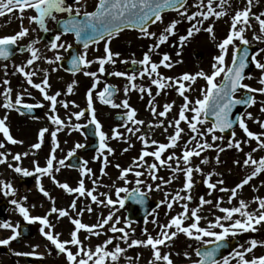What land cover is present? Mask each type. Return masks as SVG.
<instances>
[{
  "label": "snow or ice",
  "instance_id": "obj_1",
  "mask_svg": "<svg viewBox=\"0 0 264 264\" xmlns=\"http://www.w3.org/2000/svg\"><path fill=\"white\" fill-rule=\"evenodd\" d=\"M259 3L260 0H255ZM215 0H198L194 6L197 11L189 13V0H98L94 11L86 10V6L82 0H73L69 3L68 0H0V17L8 13H14L18 10L20 20V30L14 35H6L0 37V60L8 61L18 51L20 53H30V58L26 63L21 65H13L12 75L20 74L27 85L32 89L38 90L43 97V101L49 102V113L47 119L51 125L55 126V130H50L49 127H43L38 131L37 142L30 146L29 151L11 153L7 150V145H21L24 141L14 138L11 132V126L8 123L9 115L12 111H16L20 115L26 113L22 109H26L27 113H31L34 109L44 108L43 102L35 104L27 103L25 95L31 97L32 93L28 88H23L13 97V88L10 86V80H3V91L0 96L3 97V102L0 103V108L6 110V114L0 117V165H7L14 173L21 178L36 177V184L39 192L51 202V208L44 216H34L30 212V207L27 206L28 196L17 198L18 190L14 187L11 181L0 179V194L5 198L11 197L9 203L14 206V210L22 217L27 225L39 224V233L48 241L60 254L66 256L67 264H119L122 255L127 249L142 247L151 251V258L148 264H174L171 252H163L162 246L171 247L172 242L179 234L185 235L189 240L195 241L199 247L194 249V254L197 259H192V254L185 252V258L190 261V264H264V254L252 255L258 248H264V239L258 240L255 238L246 241L245 244L231 251L229 255L220 256L221 250L228 247L230 238H236L244 233H255L259 231L258 226H264V197L255 196L251 203L256 204L254 210H250V203L244 199H237L241 190L249 185L256 177L264 174V156L259 158L254 157V153L264 150V118L256 117L251 111H245L242 115H237L233 119V109L237 106H244L245 109H251L259 103L261 107L259 111L264 113V100L258 101V96L264 97V60L258 57L264 54V47L259 48L254 54L250 55V40L246 38L245 33L253 27L252 20L254 19L259 27V34H254L253 39L264 43V12L256 14L253 12L254 0H246V6L239 11H236L231 18L230 30L227 36L222 39L217 48L219 54L213 57V64L210 73L203 70L195 74L185 72L178 77H170L164 75L161 67L171 69L175 64L182 63V60L173 61L168 53L159 51L162 45L169 42L170 37L177 35L178 25L186 20L190 27L186 34L180 35L178 38L179 48L182 50L186 42L201 30L207 32L213 40L216 39L214 25L204 27V22L214 17L219 20L226 15L224 6L227 0H219V11L214 7ZM206 9V10H205ZM26 10H31L34 15L25 17ZM165 10L176 12L177 19L171 20L161 33L150 31V26L157 23H164ZM56 14H66L65 19H58ZM27 18L30 24H35L45 34L51 30L48 28V21L57 23V30L53 35L49 50L54 52L53 58H47V64L55 65L62 62L65 57L60 54V50L68 51L73 45L62 41V37L71 33L75 37L77 44L83 45V52L72 56L70 59L71 67L68 69L72 75L83 72V75L92 77L93 84L86 92V109L75 112H70L67 121L62 119L58 114V105L65 110L70 107L80 108L75 101H66L58 99L62 96V92L56 91L50 94L51 83L48 70H44V75L41 82H34V77L37 75V69L33 65L42 57L40 50L35 47L40 42L39 37L29 42L26 45H21L20 41L29 36L32 29L23 26L24 19ZM125 29H138L141 39H151L154 42L143 53L140 60L127 59L119 60L121 53L113 52L111 44L114 38L118 37ZM104 43V55L97 57L95 60H89L88 50L92 45H100ZM238 42V43H237ZM176 47L177 45H172ZM99 50L98 48L96 49ZM154 55L160 56L159 61L153 59ZM182 55V51H177L176 56ZM230 56V63H229ZM122 64H131L141 66L138 70L131 71H112L108 73L113 77L125 78L128 82L123 88L124 96L127 97L132 91L140 94L143 99L145 95L149 97L148 108L151 115L155 118V123H149L148 128H163L165 133H168L169 128L173 131L168 134L167 142H159L152 139L147 133H142V126L145 125V120L138 119V111L129 103V99L125 98L120 103L115 102L114 97L120 89L111 84H105L102 90L97 91V86L100 85L96 71H88L92 64H98V72L106 73V65L115 66L117 62ZM253 63L255 68L261 73L258 83L261 87H254L245 80H251L253 77L246 74V69L249 63ZM59 68H52L51 71H58ZM4 75L7 77L8 65L4 64ZM217 82L218 78H221ZM145 78L150 82V86L145 87L143 84H137V79ZM198 79H203L207 87L199 89L201 98L193 100L189 93L195 91L193 85ZM77 81H72L67 85L66 94L71 95ZM151 86H155V93ZM167 90L175 91L183 100L179 107L178 118L169 120L168 116L174 109L175 101L164 103L162 110L156 102V98L161 96ZM95 94V95H94ZM103 105H109L113 109H124L123 114L119 119L126 121L113 129L112 135L109 136L103 130L101 121L97 118L95 101ZM86 112L90 113L87 124L79 123L81 118L85 117ZM75 118L77 123H73ZM164 118V119H160ZM248 121H253L259 126L261 131L254 132L250 129ZM183 124L186 125L182 127ZM94 126V134L99 138V151L94 157L95 160L101 161L100 169L101 177L108 175L105 171L111 164L110 156L115 154V150L110 146V139L123 140L129 145L124 148V152H128L129 148L133 147L131 137H136L143 147L138 156L133 157L131 164L128 167H122L120 164L113 165L119 169L118 180L123 181L124 185L132 184L129 179L132 174L135 177V187L117 186L115 183L111 185L115 189L116 199L112 198L109 192H98L99 187H109L99 182L100 178H94L95 173L88 166V160H82L79 164L80 179L77 186H70L67 182H61L56 179L54 173H58L64 167H77L68 163L76 156L77 150L86 147L85 144L77 142L75 146L68 151L64 158H57V150L60 148V142L57 138L58 133L70 129L71 131H81L88 127ZM207 125V127H205ZM234 125L238 126L244 134V138L237 139V133L231 132V139L226 147L223 143L218 145L216 142H223L224 135L217 133H225L230 129H234ZM120 128L125 131L121 132ZM49 134L52 145L50 153L46 156V163L41 166L38 160L33 161L32 169L22 166V161L28 156H35L45 143V136ZM70 134V133H69ZM184 135L188 139L181 144ZM211 137V142L208 137ZM255 142V147L245 153V158L241 161L235 160L237 166L250 168V173L245 176L234 187H227L224 179H216L214 176H221V173L210 171L204 173L201 165H208L210 159L203 156V153L213 150L216 152L215 164L222 163L220 153L227 149H235L243 153L245 143L251 145ZM179 148L180 154L176 151L169 152L170 149ZM34 150V151H33ZM165 153H168L165 156ZM11 156L12 162H9ZM153 158L152 162L146 159ZM193 158H200L199 164H193ZM161 168H167L172 175L165 179L158 175ZM200 174L203 177V184L208 189L206 195L211 197L214 192L225 193L227 195V204L231 206H223L224 197L219 196L215 200L207 199L205 196H200L198 204L190 207L194 197L192 190L195 187L196 181L194 174ZM147 174L152 181H161L153 187L152 183H147L141 179ZM184 177L183 185L174 192L164 191V199L159 202V205L166 206L169 213L178 205L181 209L176 215L171 216L167 223H158V217L153 213L154 218L150 221L158 229L157 235L153 236L147 227L142 229L145 239L135 237V228L132 227V221L127 218L117 216L120 209L126 207V203L131 200L135 204L143 205L146 202V197L152 191H161L163 186L172 184L179 175ZM49 177L63 192L73 195L74 199L67 208H58L56 199L44 187L43 177ZM85 178L91 180L93 187H86ZM142 186L147 188V192L142 190ZM261 187H264V181L261 182ZM253 190L258 192L259 188L253 186ZM124 194V195H122ZM89 198L90 204L84 208H79L77 201L81 198ZM103 197V199H101ZM233 201H237L233 205ZM95 204L108 208L107 216H101L94 224H87L82 221L85 212L92 213L95 209L91 206ZM118 205V207H117ZM212 206V209L218 210L221 215H214L213 219H207L202 215L205 206ZM35 207V205H31ZM73 213L75 215H73ZM56 214L57 221L68 217L70 223L74 226L70 232V239L61 240V233L56 232V225L50 220V217ZM124 220V226L118 227ZM207 220V226H202V221ZM145 225L149 223L147 219ZM107 226V227H106ZM0 229L10 230L11 234L6 238H0V246H10L14 241H18L23 235L21 223L13 224L11 221L0 222ZM84 232L85 238L81 239V232ZM110 232L113 235L107 236L102 243L96 244L94 247L85 244V240L91 237H100L107 235ZM119 233L117 236L115 234ZM120 241L127 248L122 247ZM109 246H112L110 248ZM39 245L33 247L31 252L16 251V256H37L43 258V255L38 253L36 249ZM75 248V251H73ZM50 254V250H49ZM218 256L220 258H218ZM129 264L132 262V257H126Z\"/></svg>",
  "mask_w": 264,
  "mask_h": 264
},
{
  "label": "rangeland",
  "instance_id": "obj_2",
  "mask_svg": "<svg viewBox=\"0 0 264 264\" xmlns=\"http://www.w3.org/2000/svg\"><path fill=\"white\" fill-rule=\"evenodd\" d=\"M98 0H91V1H87L84 2L83 4L86 6V10L91 11L95 5L97 4ZM218 0H215V3H217ZM230 1V0H228ZM69 2V1H68ZM198 0H192L191 3H197ZM71 3V2H69ZM207 3V0H205V4ZM227 8V7H226ZM228 9V8H227ZM198 9H196L195 7H191L189 9V13L191 14L194 11H197ZM206 10V9H205ZM25 17L29 16V15H34V13L32 11L24 13ZM19 12H16V14H13L12 16L8 17L5 19L4 21L0 22V30L3 27H6V31L3 32V35H14L16 34L19 30H20V20H19ZM176 19L179 18L178 15H176L175 17ZM168 19L164 20V23H167ZM163 23V24H164ZM216 24V19L210 18L208 21L204 22V27H208L210 25H214V32H215V36L216 39L213 40L211 38V36L201 30L198 34H195L193 37L190 38V40L188 42H186L185 46L183 47V49L181 50L179 48L178 45V38L180 35H184L186 34L187 29L190 27V24L184 20L181 24L178 25V33L179 36H174V37H170L169 42L166 43L165 45H162L161 48L159 49L160 52L162 53H168L171 55L172 60L176 61V60H182V63L179 64H175V66L171 69H166L161 67L160 71L166 75V76H170V77H178L181 74L188 72V73H192L195 74L198 71L203 70L206 73H210L211 69H212V64H213V57L217 54H219V50L217 48V44L224 39L226 32L220 33L218 28L215 27ZM5 25V26H4ZM23 26L24 27H28L30 29H32V31H30L29 36L26 37L24 39V41L30 42L33 38H37V35H34L35 32L38 31V28L35 24H30L28 19L25 18L23 21ZM183 27V28H182ZM154 31H160V28L155 27ZM64 41V40H62ZM67 43H69V40L66 39L65 40ZM154 41L151 39H141L140 35L136 34V33H123L120 34L118 37L114 38L112 44H111V49L113 52H119L121 53V56L119 57V60H131V59H137L140 60L143 57V53L145 51H147V48L153 43ZM172 45H177L176 47H173ZM99 49L98 51L96 49ZM197 50L199 53H201L202 59L201 60H196L194 57V51ZM45 57L47 58H53L54 57V52L49 50V47H47L45 45ZM177 51H182V55L177 57L176 56V52ZM49 52V54L47 53ZM60 54L62 56H64V50L61 49L60 50ZM104 55V43L100 44L98 46H95L91 49L88 50V59L89 60H95L97 57L103 56ZM261 60H264V54H261L260 57H258ZM153 59L156 61H159L160 56L158 55H154ZM18 65L22 64V60L21 59H17L15 61ZM44 63H45V67L47 64L46 60L44 59ZM120 63L119 61L117 62V64ZM229 63H230V56H229ZM116 64V65H117ZM54 66H57V64H55ZM98 68V64H92L91 68L88 69L89 70H96ZM57 74H59V79L58 82L59 84H61V86L63 85H67L66 80H69V78L65 77V75L61 72V71H56ZM261 73L258 69H256V71L253 73L252 77L253 79L251 80H246L245 83H248L254 87H261V85H259L258 83V79L260 77ZM221 78L217 79V82L219 83ZM74 81H77V84L75 86L76 90H77V99L75 101L76 104H78L80 106L79 109L76 108V111L81 110L83 107L87 106L86 104V94L84 92V90L80 91V89L82 88V86L84 85L85 88H88L90 86V81L87 80L85 77L83 76H79L77 78L74 79ZM124 81H126V79L124 78ZM122 81V82H124ZM122 82H120V88H122V92L120 93V96L118 98V100H116L117 103H120L123 99L128 98L129 99V103L132 105V107L136 108L138 111V115L137 118L138 119H142L145 120V125L142 126V133H147L148 136L152 139H156L159 142H163L166 143L167 142V136L168 134H170L173 129L169 128L168 133H165L163 131V128H148V124L149 123H155L156 120L155 118L151 115L150 109L148 108L147 104H148V100L149 97H147V95L144 96L143 99L140 98V94L136 91H132L128 94L127 97L124 96L123 93V88L125 87H121L122 86ZM136 83L139 84H143L145 85V87L150 86V82L148 81L147 78L140 80L139 78L137 79ZM153 89V93H155L156 89L155 86H151ZM207 87L206 82L203 79H198L196 84L193 85V88L196 89L195 91H192L191 93H189L190 97L195 100L196 98H201V93L200 91H198L199 89H203ZM80 91V92H79ZM258 101L259 100H264V97H260L258 96ZM97 102L94 104L96 105L99 100H96ZM175 101V105H174V109L171 113H169L168 119L172 120L175 118H178V111H179V107L180 105L183 103L182 98L173 90H167L165 93H163L161 96L156 98V102L158 104V106H160V110H162V105L164 103H171ZM47 106V104H46ZM95 107V106H94ZM261 107V105L259 103H257L256 106H254L253 108L249 109L248 111H251L254 116L256 117H260V118H264V113H261L259 111V108ZM47 108L44 107V118L47 117ZM108 111L110 113H112V111L116 112V113H123L125 110L124 109H113L111 106L108 108ZM6 114V112H5ZM9 115V120L12 118L11 112L7 113ZM160 119H164V118H160ZM249 127L252 131L254 132H259L261 131V129L259 128V126L257 124H255L253 121H248ZM113 125L114 127H117L116 123H113V121H110V126ZM182 127L186 128V125L183 124L182 122ZM46 127L45 125V121H43L42 123V128ZM207 127V125L205 126ZM41 129V128H40ZM121 132H124L125 129L121 128L120 129ZM12 132V131H11ZM106 133L109 134V136H111L110 132L106 130ZM13 134V133H12ZM217 135H220L219 133H217ZM14 138L20 139L22 140V134L20 132H18V134L13 135ZM81 138V136H79ZM2 134H0V139H2ZM237 139H242L244 138V134L242 132V130H238L237 131ZM188 139L187 135H184L183 140L181 141V144H183L186 140ZM209 141L211 142V137H208ZM115 139H110L108 142L110 144V146L115 150V154L110 156L109 159L111 160V164L108 166V176H118V170L117 168H115L113 165L119 163L122 167H128L131 162L133 157H136L139 155L140 150L142 149L143 145L142 143L136 139V137H131V143L133 145V147L129 148L128 152H124L123 149L124 148H128L129 145L126 144L123 140H115ZM23 141V140H22ZM85 141L82 140V143H84ZM218 145H220L221 143H223V146L226 147L227 143L225 140L223 142L217 141L216 142ZM44 145V144H43ZM255 142L253 141L251 143V145L245 143L243 145L244 147V152H238L235 149H227L225 150V152L220 153V158L222 163L220 165H216L215 164V156H216V152L213 150H209L208 152L203 153V156H207L210 159V163L208 165H201V167L203 168V171L205 174H207L210 171H216L218 173H221V176H214L213 177V181H215L216 179H224L226 182L227 187L231 188L234 187L237 183H239L245 176H247L251 169L250 168H244L242 166H237L234 161L239 159V160H243L245 158V153L249 152L251 150L252 147H255ZM7 150L10 151L11 153L15 154V153H22L25 151H29L30 149H25V145L24 143L21 145H11L8 144L7 145ZM34 151V150H33ZM172 151H176L177 154H180V149L178 148L177 150H172ZM255 158H259L261 156H264V150L256 152L253 154ZM9 162H12L11 160V156H9ZM34 156L30 155L27 158H25L22 161V166H26L25 162L27 161H33ZM147 160H149L148 158H146ZM200 158H193V164H199ZM92 163L94 165H101V161L95 160L93 158ZM17 177H20L18 174L14 173L11 169H9L7 167V165H0V179L6 180V181H10L12 179H14L13 181H11L14 185V187H19V183L17 181ZM194 179L196 181L195 187L192 191V195L194 197L193 201L194 203L191 205L190 207H194L198 204V199L200 196H205V198L207 199H216L219 196H223L224 197V204L223 206H231L227 204V195L225 193H219V192H214L213 195L211 197L207 196L206 193L208 191V189L205 187V185L203 184L202 180L203 177L200 174H194ZM264 181V174H261L260 176L256 177L253 181L250 182L249 185L245 186V188L243 190H241L240 195L238 196L237 199H244L246 201H248L251 205L250 210H254L257 205L251 203V201L253 200V198L257 195L264 197V187H261V182ZM117 181H114V183L116 184ZM173 186V188H175L176 186H181V183H173L171 184V187ZM253 186L258 187L259 191L256 192L253 190ZM29 191L31 192L32 195H30L29 197V207H30V212L32 215H36V216H44L45 214H47V212L50 210L51 208V204L48 203H44V202H40L37 198L36 195L33 193V189H29ZM110 192H112L113 190H109ZM204 191V192H203ZM204 193V194H203ZM63 205V208H67L68 206V202L67 203H63L60 202ZM237 203V201H233V205H235ZM31 205H35V207H31ZM57 206V205H56ZM212 206H205V210H209L211 209ZM47 209V210H46ZM216 213L218 215H221V213H219L218 210H216ZM18 220V216L12 214L10 216V221L15 224L16 221ZM205 227L207 226V224L204 225ZM259 227V231L255 232V233H244L242 235H240L241 237H243V243L245 244V247H247V243L246 241L252 238L261 240L264 239V226H258ZM148 228V227H147ZM158 229L154 226V228L152 229L151 233H156L157 235ZM44 237L39 233V235H35L34 237H32L31 239H29L23 247H20L18 249H14V253L16 251H20V252H31L33 250V247L36 245H39V248L36 249V251L40 254L43 255V258H38L37 256H35L37 259H40L42 261H44V264H54V255H53V248L50 247L49 244L45 243L44 241ZM176 246L172 249V256L173 259L176 261V263L180 262L182 259H186L184 256L185 252H189L192 254V259H194V253L193 251L188 247V245H183L182 244V240H176ZM122 247L127 248V245L122 244ZM177 246H180L181 248H177ZM49 250H50V254H49ZM162 251L167 253L169 252L168 247H164L162 246ZM264 254V248H258L254 253H252L251 255L249 254V258L252 255H261ZM139 257L138 260L135 259L133 257V252L132 249H127V251L125 252V256L123 257V259L119 262V264H129V261L126 259V257L131 256L132 262L131 264H148L149 259L151 258V252L148 251V249L146 248H142L140 247L139 250ZM17 257H21V256H17ZM179 258V261H178ZM0 260L6 264L8 263V260L5 258L4 255L0 254ZM188 261V260H187ZM18 264H26L24 259L21 258L20 261L18 262Z\"/></svg>",
  "mask_w": 264,
  "mask_h": 264
},
{
  "label": "flooded vegetation",
  "instance_id": "obj_3",
  "mask_svg": "<svg viewBox=\"0 0 264 264\" xmlns=\"http://www.w3.org/2000/svg\"><path fill=\"white\" fill-rule=\"evenodd\" d=\"M189 5H190V7L188 8V10L191 7H194L191 5H195V3H189ZM217 5H219V0L217 1L216 4H214V7H217ZM245 6H246V0H230V1L227 0V3L224 6V10L226 11V15L223 16L222 18H220L219 20H216V24H215V27L218 28L220 33H223V32L229 33L232 16L235 14L236 11L242 10ZM217 10L218 11L220 10L219 7H217ZM253 12L256 14H259L260 12H264V0H260L259 3H256L254 0ZM173 14H175V13H170V14L164 15V20L168 19L167 23L155 24L154 27L157 26L158 28H160V31L159 32L153 31V32H156L158 34L161 33L163 31L164 27L172 19H175V16H173ZM56 15H57L58 19H62L64 17H66V14H56ZM213 19H215V18L213 17ZM252 24H253V27L251 29H249L245 33V35H246V38H248L250 40V42H251L250 45L255 46L256 51H257L259 48L264 47V43H260V42L253 39L254 34H259V27H258L257 22L254 19L252 20ZM47 26L51 30L49 33L45 34L37 26L38 31L35 32V34H34V35H37L39 37L40 42L38 44H36L35 47H37L40 50V55L42 57L39 61H37L33 65V68L38 70L37 75L33 78L34 82H37V83L41 82V79H42L43 75L45 74L44 70L47 69L48 74H49L50 83L52 86L50 89V94H54L56 91H60V92H62V96L59 97L58 99H62V100H66V101H76V99H77L76 88H74V91L71 95L66 94V88H67V85L69 83H71L72 81H74V79L78 75H80L81 73L76 74V75H72L69 72L61 70L59 67V63L57 64V66L48 64L45 67V63H44L45 45L47 47H49L50 41H51L53 35L55 34V31L57 30V23L55 21L50 20V21H48ZM5 31H6V27H3L0 30V35H3V32H5ZM35 39L36 38H33L31 41H33ZM66 39H67L66 36L62 37V40L65 41ZM28 43L29 42L24 41V40L20 41L21 45H26ZM70 44H72V41L70 42ZM64 52L66 53V51H64ZM47 53L49 54V52H47ZM18 58L21 59L22 64H24V63H26L27 59L30 58V53L24 52L21 55L16 56L14 59H12L8 62H5L8 65L9 75L7 77H5V75H4V64L5 63H0V92H2L3 88H4V85L2 82L5 78H7L10 80V82H11L10 86L14 90L13 91V97H15L19 92L23 91V88H28V90L31 91L32 96L29 97V96L25 95V101L27 103H32V104H35L38 102H43L45 104V107L48 110L47 112L49 113V108H48L49 102L43 101L42 94L38 90L32 89L31 86L27 85L26 82L24 81V78L20 74L17 73L16 75H12L13 65H18L15 62ZM105 67L107 70L106 73H104V74L97 73L99 79L101 80L100 85L97 86V91L102 90L103 87L105 86V84H112V85L119 87V85H120L119 83L124 81V78L113 77V76L109 75L108 73H110L114 70L126 71L128 69V66H125L123 64H118L116 66L109 64V65H106ZM52 68H59V71L61 70V72L65 75V77L69 78V80H66L67 85L61 86V84H59V82H58L59 74H57L56 71L55 72L51 71ZM87 79L90 81V86H92V79L93 78L88 77ZM127 83H128L127 81L122 82L121 87H124ZM88 88H85V86L83 85L82 88L80 89V91L87 90ZM2 102H3V97L0 96V103H2ZM46 104H47V106H46ZM109 107H110L109 105H103L100 103V105L96 107L97 108L96 114H97V118L101 121V123L103 125V130L107 129V130L111 131V135H112L113 127L110 126V121L114 122V117H115L116 113H114L113 111H112V113H110L108 111ZM75 111H76L75 107H70L69 109L65 110L62 106L58 105V114L61 116L62 119H65L66 121H67V117H68L69 113L75 112ZM5 112H6V110H4L3 108H0V117L5 115ZM11 115H12V118L8 121V123L11 126V131H12L13 135L18 134V132H20L22 134V140L24 141L25 149H30V146L33 143L37 142L38 131L40 130V128H42L43 121H45L46 127H49L50 130H55V126L51 125V123L47 119V117L44 118V108L34 109L30 114L26 113L25 115H20L16 111H12ZM88 118H90V113L87 112L85 117L81 118L79 123L87 124ZM72 122L77 123L75 118H73ZM83 132H84V129H82L81 131H71L70 129H65V130L58 133L57 138L60 142V148L57 150V153H56L58 159L64 158L67 155L68 151H70L75 146V144L77 142L82 143V140H83V141H85L83 144H85L86 147L88 146L90 141H88L86 139ZM79 136H81V138ZM52 147H53V145H52L51 137L49 134H46L45 143H44V145H42V148L36 153L33 161L38 160L39 163L41 164V166H44L46 163V156L50 153ZM83 149L77 150L76 156H79L81 158V161L85 160V159L88 160L89 161L88 166L95 173L94 178H100L99 182L101 184L109 186V187H99L97 190L98 192H109L112 195V198L116 199L115 189L111 187V185L114 183V181H117L116 182L117 186H127L129 188H133L136 186L134 183L135 177L132 174L129 175V179L133 181L132 184L124 185L123 181L118 180V176H119V170L118 169H117L118 170V176L112 175L110 177V176L106 175V176L101 177L100 169L102 167V164L101 165H97V164L94 165L92 163L93 158L98 154L99 150L96 152H83ZM169 152H170V150H169ZM167 155H168V153H165V156H167ZM73 158L70 161H68V163L73 164V165H77L76 163H78V162L74 161ZM152 160L153 159H151L149 161V163H151ZM33 161L25 162V165H26L25 167L32 169ZM105 171L108 173V168ZM54 175L56 176L57 180H59L61 182H67L70 186H73V187L77 186L78 180L81 178L80 172H79V166L73 167V168L64 167L61 169L60 172L54 173ZM158 175L167 179L168 177H170L172 175V173L167 168H161L158 172ZM141 179L145 180L147 183H152L154 188H155L156 184L161 183V181H159V180L158 181H152L147 176V174L144 177H142ZM13 180L14 179H12L10 181H13ZM17 181L19 183V187H16L18 190L17 198H22L23 196L27 195L28 196L27 206H29V197H30V195H32L31 192L29 191L30 188L33 189V193L36 195V198L40 202L51 204V202L39 192L37 184H36V177H28V178L17 177ZM85 181H86V187L88 189H91L93 187V185L91 184V180L85 178ZM183 181H184V177L182 174H180L179 178L176 179L173 183H181L180 187H182ZM41 182L43 183L46 190H48L50 192V194L56 199V205L58 208H63V205L60 202H63V203L68 202L69 204L67 206V209H69V211H71V209L69 208V205L71 204L72 200L74 199L73 195H69V194L63 192L55 184H53L51 179L47 176L43 177ZM109 190H113V191L110 192ZM142 190L147 192V188L144 186H142ZM164 191L171 192L172 191L171 184L167 185V186H163V190H161V191H155L154 190L151 193H149L146 197V202L144 204H148L149 198L154 199V200H157V199L163 200L164 199ZM122 195H124V194H122ZM10 199H11V197L5 198L2 194H0V222H4L3 221L4 218L6 219L5 221H10V216L12 214L17 215L18 220L16 222L21 223L23 235L21 238H19L18 241H14L10 246H1L2 249H0V254L4 255L5 258L8 260V263H6V264H18V262L20 261L21 258H23L25 261L26 256L17 257L14 254V249H18L20 247H23L24 244L29 239H31V238H27L28 234H33V237L36 234L39 235L40 225L38 223L35 225H27L26 222L23 221L22 217L18 214V212H16L14 210V206L9 203ZM101 199H103V197H101ZM90 203H91L90 197L89 198L81 197L77 201V205L79 208H84L87 204H90ZM91 206L95 209V211H93L92 213L85 212L84 216L81 218L84 223L91 225V224H94L97 222V219L101 216V214L103 216L108 215V212H109L108 208H104L102 206H97L95 204H92ZM117 207H118V205H117ZM145 209H146L145 206L142 207V205L135 204L133 201H131L129 204H126V207L124 209H120V211L117 212V216H119L121 218H127V219H130L132 221V227L135 228V230H136V232H135L136 238H141V239L146 238L142 233V229L144 227H148V230L151 233L153 224L150 221L154 218L153 213H155L156 216L158 217V223H167V221L170 219V217L173 216L172 211H171V213H169L166 206L162 205L159 209L155 210L152 213V215H150L147 218L149 223L141 226V223H140V221L142 219L141 213ZM178 212H179V210L177 211V213ZM177 213H175V214H177ZM201 214L204 215L205 217H207V219H213L214 215H218L216 213L215 209H212L211 212L209 210L206 211L205 209H203ZM73 215H75V214L73 213ZM34 216H36V215H34ZM50 220L53 224L56 225L55 231L62 234L60 237L61 240L70 239V232L74 226L70 223V220L68 217L62 218L61 220L57 221L56 214H53L50 217ZM205 224H207V220L202 221V226H204ZM25 226L27 227V230L23 229V227H25ZM122 226H124V220L123 219L121 221V224L118 225V227H122ZM10 234H11L10 230L0 229V238H6ZM80 235H81V239H84L86 234L82 231ZM111 235H113V234L108 232L107 235H101L100 237H91L90 241L85 240V244L94 247L96 244L102 243L105 239H107V236H111ZM115 235L119 236L120 234L117 233ZM152 235L154 236V234H152ZM179 237L180 236H178V238ZM178 238H176V240H178ZM181 238H182V243L183 244L188 243V247L192 251L196 247H199V244L197 242L189 240L185 235L184 236L181 235ZM231 239H234V238H230V240ZM43 241L45 243L49 244L51 248H53L54 264H67L66 256L64 254L58 253V251L55 249V247L52 246L50 244V242H48L45 238ZM114 243H121V245L123 244L122 242H120L118 240L114 241ZM170 244H171V247H169L168 250L171 252L172 249L174 248L173 241ZM240 244H242L241 239H240ZM109 247L112 248V246H109ZM177 248H179V246H177ZM131 249L133 252V257L138 260V257H139L138 254H139L140 247L131 248ZM73 251H75V248H73ZM148 251H150V250H148ZM171 254H172V252H171ZM124 256H125V253L122 255L121 260L123 259ZM173 257H172V259H173ZM195 259H197L196 256H195L194 260ZM178 261H179V258H178ZM1 264H4V263H1ZM42 264H44V261ZM180 264H190V261H187L186 259L185 260L182 259L180 261ZM233 264H235V262H233Z\"/></svg>",
  "mask_w": 264,
  "mask_h": 264
},
{
  "label": "water",
  "instance_id": "obj_4",
  "mask_svg": "<svg viewBox=\"0 0 264 264\" xmlns=\"http://www.w3.org/2000/svg\"><path fill=\"white\" fill-rule=\"evenodd\" d=\"M166 11H168V10H165V12H166ZM77 45L83 47L82 44H77ZM251 54H253V48H250V55H251ZM71 56H73V55H71ZM63 66H64V65H63ZM64 67H66V65H65ZM253 67H254L253 63L250 62V63H249V67L245 70L246 73H247V72H251V71L253 70ZM245 110H246V109H245L244 106H237L236 108H234V109H233V119H235V117H236L237 115H242L243 112H244ZM236 127H237V126L234 125V129H235ZM234 129H230V130H228L227 132H225V133H223V134L226 135L228 139H230V138H231V132H232ZM88 135H89L90 137L95 138V135H94L93 133H91V132H89ZM96 147H97V143H96L92 148L95 149ZM155 207H157V203H156L155 205H153V206L148 210V213H147V214H150L151 210L154 209ZM147 214H146V215H147ZM233 249H234V245H233V243H230V244L228 245V247H226V248H224V249L221 250V254H220V256H223V255H222V252H223L224 250L232 251ZM218 258H220V257L218 256ZM28 262L31 263V262H32V259H29Z\"/></svg>",
  "mask_w": 264,
  "mask_h": 264
}]
</instances>
